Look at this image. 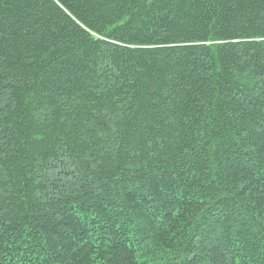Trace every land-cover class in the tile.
<instances>
[{
    "label": "trees",
    "instance_id": "16d2710c",
    "mask_svg": "<svg viewBox=\"0 0 264 264\" xmlns=\"http://www.w3.org/2000/svg\"><path fill=\"white\" fill-rule=\"evenodd\" d=\"M0 264H264V0H0Z\"/></svg>",
    "mask_w": 264,
    "mask_h": 264
}]
</instances>
